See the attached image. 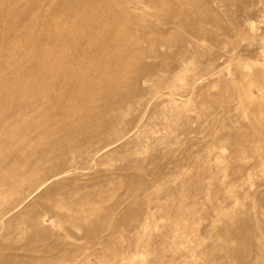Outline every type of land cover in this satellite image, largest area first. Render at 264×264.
Wrapping results in <instances>:
<instances>
[{
  "label": "rangeland",
  "instance_id": "obj_1",
  "mask_svg": "<svg viewBox=\"0 0 264 264\" xmlns=\"http://www.w3.org/2000/svg\"><path fill=\"white\" fill-rule=\"evenodd\" d=\"M0 264H264V0H0Z\"/></svg>",
  "mask_w": 264,
  "mask_h": 264
},
{
  "label": "bare ground",
  "instance_id": "obj_2",
  "mask_svg": "<svg viewBox=\"0 0 264 264\" xmlns=\"http://www.w3.org/2000/svg\"><path fill=\"white\" fill-rule=\"evenodd\" d=\"M86 20V19H85ZM98 22V21H97ZM84 23V22H83ZM74 34V33H73ZM75 35V34H74ZM93 44V43H92ZM70 46H71V44H69ZM50 55V54H49ZM58 56V55H57ZM46 58V57H45ZM112 59V58H111ZM58 61V60H57ZM99 64V63H98ZM80 65V64H79ZM100 68V67H99ZM57 79V78H56ZM91 81V80H90ZM24 84H25V81H24ZM34 84V83H33ZM26 86H27V84H25V88H26ZM84 86V85H83ZM24 89V88H23ZM25 90V89H24ZM12 94V93H11ZM5 96V95H4ZM75 97V96H74ZM26 98H27V96H26ZM21 100V99H20ZM25 100V99H24ZM17 103H19L18 102V100L16 101ZM75 102H76V100H75ZM21 104H22V102H21ZM17 107V106H16ZM96 110V109H95ZM70 113V112H69ZM90 114V113H89ZM238 255V254H237Z\"/></svg>",
  "mask_w": 264,
  "mask_h": 264
}]
</instances>
